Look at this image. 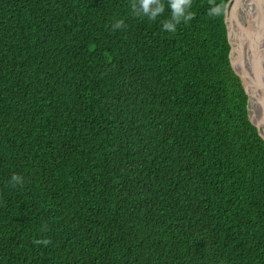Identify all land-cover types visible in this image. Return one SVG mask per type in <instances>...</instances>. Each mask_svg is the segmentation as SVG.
Instances as JSON below:
<instances>
[{
  "label": "trees",
  "instance_id": "1",
  "mask_svg": "<svg viewBox=\"0 0 264 264\" xmlns=\"http://www.w3.org/2000/svg\"><path fill=\"white\" fill-rule=\"evenodd\" d=\"M169 2L0 0V264H264L229 0Z\"/></svg>",
  "mask_w": 264,
  "mask_h": 264
},
{
  "label": "water",
  "instance_id": "2",
  "mask_svg": "<svg viewBox=\"0 0 264 264\" xmlns=\"http://www.w3.org/2000/svg\"><path fill=\"white\" fill-rule=\"evenodd\" d=\"M251 1V0H250ZM254 1V0H253ZM241 3V5H240ZM243 3L246 4L247 2L243 0ZM247 5V4H246ZM255 8L259 7L261 10V13L264 15V0H256L255 2ZM242 0H229L227 4V10H226V24H227V30H228V36H229V41L231 43V50H230V61L231 65L233 67V70L235 73L240 77L242 84L249 96V118L251 122L258 128L259 134L264 138V86L261 92V95L258 94L257 90L254 88V83L252 81V75H254V71L252 69V66L255 65L260 69V78L264 82V52H262V49L259 47L264 43V31L261 33V36L259 40L262 42L261 44L259 43V40H255L254 43V56H253V61L250 62V56H249V46L246 44L247 41H249V45L252 47V38L253 35H247V40H243L242 43L240 44L239 50L236 51V42L234 39V31L232 30L233 26H237L238 28H243L246 29L248 26L249 27V18H246V15L248 13H243L242 9ZM253 8V11L255 10ZM229 20L230 23H229ZM263 46V45H262ZM264 51V50H263ZM259 54H261L259 56ZM263 74V75H261ZM258 75V74H257ZM252 91H256V97L258 99V102L256 103V107L258 108V105L261 103L262 108H261V119L258 122H255L252 118L251 115V109H252ZM251 108V109H250ZM253 111V109H252Z\"/></svg>",
  "mask_w": 264,
  "mask_h": 264
},
{
  "label": "bare ground",
  "instance_id": "3",
  "mask_svg": "<svg viewBox=\"0 0 264 264\" xmlns=\"http://www.w3.org/2000/svg\"><path fill=\"white\" fill-rule=\"evenodd\" d=\"M246 1L247 5L243 3V0H242V6H241V9H242V12L243 13H248L246 15V18L248 17L249 18V27L246 26L247 28L246 29H243V28H238L237 26H233L232 27V30L235 32L234 33V39H235V42L237 44V48L239 49L240 47V44L242 43V41L245 39L247 40V35H253V38H252V47L249 45V41L246 42V44L249 46V56H250V62L253 61V56L255 54V50H254V43H255V40H259L260 36H261V33L264 31V15L263 13H261V10L259 7H256L255 8V2L256 0H244ZM241 5V3H240ZM253 8H255V10L253 11ZM230 21V20H229ZM262 42L259 40V43L258 44H261ZM263 45V46H262ZM262 45H260L259 47L262 49V52H264V43H262ZM261 54H259L260 56ZM252 69L254 71V75L253 73H251L252 75V81L254 83V88L257 90L258 94L261 95V92H262V89H263V86H264V82L261 80L259 74H260V69L258 67H256L255 65L252 66ZM258 74V75H257ZM263 75V74H261ZM252 101H251V104H252V109L253 111L255 112V109L257 108L256 107V103L258 102V99L256 97V91L253 92L252 91ZM260 106V112H261V108H262V104L260 103L259 104Z\"/></svg>",
  "mask_w": 264,
  "mask_h": 264
},
{
  "label": "clouds",
  "instance_id": "4",
  "mask_svg": "<svg viewBox=\"0 0 264 264\" xmlns=\"http://www.w3.org/2000/svg\"><path fill=\"white\" fill-rule=\"evenodd\" d=\"M153 3H155V0H140L138 7L141 9L143 14L148 15L150 18H155L157 14L163 10V5L155 3V7H151ZM169 6L172 10V20L166 22L163 27L170 31H175L176 24L179 23L182 17L185 19L191 18L192 13L187 11V9L191 7V0H170ZM223 8V4H212L209 8V15L218 16L222 13ZM119 26V24L116 25V27ZM12 179L20 180V177L14 175ZM37 243L47 244L48 241H37Z\"/></svg>",
  "mask_w": 264,
  "mask_h": 264
},
{
  "label": "rangeland",
  "instance_id": "5",
  "mask_svg": "<svg viewBox=\"0 0 264 264\" xmlns=\"http://www.w3.org/2000/svg\"><path fill=\"white\" fill-rule=\"evenodd\" d=\"M230 21H229V23H230ZM253 109H254V107H253ZM251 115H252V118H253V120L255 122H258L261 119L262 115H261V112H260V106L259 105H258V108L255 109V112L252 111V109H251Z\"/></svg>",
  "mask_w": 264,
  "mask_h": 264
}]
</instances>
